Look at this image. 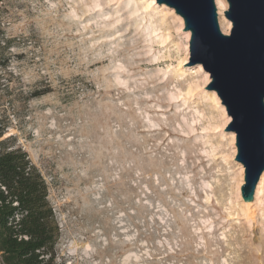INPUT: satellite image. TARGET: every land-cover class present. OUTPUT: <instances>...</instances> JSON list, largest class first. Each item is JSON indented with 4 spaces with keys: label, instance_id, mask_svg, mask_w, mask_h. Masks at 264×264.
Masks as SVG:
<instances>
[{
    "label": "rangeland",
    "instance_id": "374dc122",
    "mask_svg": "<svg viewBox=\"0 0 264 264\" xmlns=\"http://www.w3.org/2000/svg\"><path fill=\"white\" fill-rule=\"evenodd\" d=\"M178 16L157 0L0 1V130L48 184L54 264H264V185L243 202L232 118L185 65Z\"/></svg>",
    "mask_w": 264,
    "mask_h": 264
},
{
    "label": "water",
    "instance_id": "95a60500",
    "mask_svg": "<svg viewBox=\"0 0 264 264\" xmlns=\"http://www.w3.org/2000/svg\"><path fill=\"white\" fill-rule=\"evenodd\" d=\"M184 19L191 32L190 62L210 74L236 133V161L245 168L242 196L253 201L264 173V0H228L230 34L219 24L216 0H157ZM184 65V66H185Z\"/></svg>",
    "mask_w": 264,
    "mask_h": 264
},
{
    "label": "trees",
    "instance_id": "16d2710c",
    "mask_svg": "<svg viewBox=\"0 0 264 264\" xmlns=\"http://www.w3.org/2000/svg\"><path fill=\"white\" fill-rule=\"evenodd\" d=\"M2 1V0H0ZM47 91L35 90L32 97ZM0 130V258L2 264H54L60 238L48 184L28 153Z\"/></svg>",
    "mask_w": 264,
    "mask_h": 264
},
{
    "label": "bare ground",
    "instance_id": "6f19581e",
    "mask_svg": "<svg viewBox=\"0 0 264 264\" xmlns=\"http://www.w3.org/2000/svg\"><path fill=\"white\" fill-rule=\"evenodd\" d=\"M216 3H217L219 15H220V24H221L222 31L225 34H229L231 32V29H232V21L229 20V19H226L225 16L223 15L224 11L228 8V2H227V0H216ZM178 18L181 21V25L183 26L182 18L179 17V16H178ZM186 36H187L188 39L190 38V34L189 33H186ZM200 68L203 71L202 67H200ZM204 73H205V80H206L207 83H209L211 78L209 77V75L205 71H204ZM215 99H216L217 103L221 105L220 100H219V98L216 95H215ZM221 107H222V110H223V114L226 115V111H225L223 105H221ZM226 117H227V120H226V125H227L230 122V116L226 115ZM231 137H232V141H233V144H234L235 135L232 134ZM234 153H236V151ZM237 164H239L240 171H241L242 175H244V167L240 163H237ZM243 180H244V178H243ZM241 185H242V183L238 187L240 188ZM263 185H264V173H263V175H262V177L260 179V182H259L257 190H256L257 198L260 195V192H261V190L263 188ZM243 202L246 203L247 201L243 200ZM246 204L249 205L250 203H246Z\"/></svg>",
    "mask_w": 264,
    "mask_h": 264
}]
</instances>
